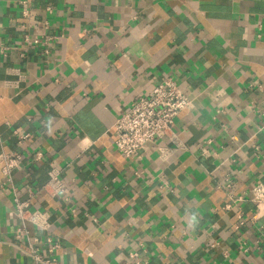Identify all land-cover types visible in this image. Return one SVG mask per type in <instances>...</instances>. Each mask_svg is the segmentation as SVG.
I'll return each instance as SVG.
<instances>
[{
	"label": "crops",
	"instance_id": "obj_1",
	"mask_svg": "<svg viewBox=\"0 0 264 264\" xmlns=\"http://www.w3.org/2000/svg\"><path fill=\"white\" fill-rule=\"evenodd\" d=\"M168 78L191 100L175 140L125 158L115 122ZM5 154L23 161L5 184L0 159V264H34L15 239L29 192L50 228L24 230L60 244L53 264H264V0H0Z\"/></svg>",
	"mask_w": 264,
	"mask_h": 264
},
{
	"label": "built area",
	"instance_id": "obj_2",
	"mask_svg": "<svg viewBox=\"0 0 264 264\" xmlns=\"http://www.w3.org/2000/svg\"><path fill=\"white\" fill-rule=\"evenodd\" d=\"M22 5H27L22 2ZM26 7V6H25ZM48 14H53L52 8H47ZM24 19L30 18V11L26 8L22 12ZM45 29H48L49 23L45 21L41 23ZM24 29L27 25L23 26ZM23 39L26 44H41L45 46V53L50 54V42L53 38L32 37L25 32ZM3 51L5 49H2ZM191 100L186 96L175 80L168 78L158 84L150 95L142 97L134 102L131 107L124 112L115 122L113 131L115 134V146L117 151L127 159H134L139 152L144 150L148 145L153 144L164 138L175 140L174 135L175 121L179 115L189 108ZM14 136L19 142H23L29 138L28 134L21 133L16 130ZM162 157H168L166 149H161ZM42 154L38 153L35 160L40 161ZM3 162V173L5 176V184L12 183V173L20 169L22 157L16 154H5L0 157ZM225 188L230 190L232 183L230 180L225 181ZM43 191L49 192L52 196L57 197L65 193V185L61 180V173L58 169L53 168L49 174V182L42 188ZM252 201L258 210H262L264 206V186L258 185L252 191ZM32 192H29V200L21 202L16 201V214L21 222V228L15 234L18 242H27L29 246V256L34 264H53L55 259L53 255L60 249V244L48 238L46 244L48 246L47 254L43 253L39 244L40 240L30 238L24 230L26 223H31L41 230L50 228L47 214L43 212H32L31 206ZM242 201V198L238 199ZM228 204L226 209H230ZM137 264H140L139 254L134 255Z\"/></svg>",
	"mask_w": 264,
	"mask_h": 264
}]
</instances>
